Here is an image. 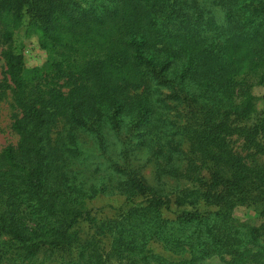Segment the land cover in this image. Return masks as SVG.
Wrapping results in <instances>:
<instances>
[{"label": "trees", "instance_id": "16d2710c", "mask_svg": "<svg viewBox=\"0 0 264 264\" xmlns=\"http://www.w3.org/2000/svg\"><path fill=\"white\" fill-rule=\"evenodd\" d=\"M24 26L58 58L53 84L26 77ZM0 42L19 137L0 150L2 217L21 250H86L99 231L135 264H264V222L233 216L264 218V169L248 163L264 158V0H0ZM108 195L123 206L98 217Z\"/></svg>", "mask_w": 264, "mask_h": 264}, {"label": "rangeland", "instance_id": "374dc122", "mask_svg": "<svg viewBox=\"0 0 264 264\" xmlns=\"http://www.w3.org/2000/svg\"><path fill=\"white\" fill-rule=\"evenodd\" d=\"M4 45L0 42V81L6 79L5 64L1 55ZM13 49L16 53L21 54L23 57V64L25 68V75L29 80L34 82L40 81L43 85L53 84L51 71V64L58 60V58L41 48L38 38L35 35L27 34V28H19L14 35ZM61 82V81H60ZM67 92L69 89L64 88ZM253 94L256 96V106L258 112L264 111V85H257L252 89ZM18 113L17 108L14 106L12 93L10 90L5 92L0 91V150L9 144H17L18 135L12 129V122L14 115ZM240 146V142L237 143ZM249 165L259 166L264 169V158L248 160ZM143 173L147 176L150 182H153V167L151 165L143 168ZM175 184V180L171 185ZM0 196V264H100L99 249L101 242L98 238L103 236L101 232L96 231L97 238L90 239L86 250H84V241L74 238L73 244L66 248H51L48 245L42 246L35 255H31V250H21L19 245L12 239V236L4 230V218L2 217L6 210L5 203L2 202ZM93 201L94 212L98 217H110L114 211L118 210L124 203V198L119 195H108L101 199L95 198ZM176 204L173 205V214L180 211ZM206 209V205L202 210ZM212 209L215 207L212 206ZM120 210V209H119ZM171 214V213H170ZM233 216L240 223L246 226L259 227L263 224L264 218L253 208L246 204L236 205L233 209ZM87 223V222H86ZM156 250L163 251L161 245L156 246ZM104 259L108 260V264H135L126 259L118 258L117 255L109 254L110 244L105 238L102 242ZM106 254H109L108 256ZM231 259L230 255H213L204 259H199L195 264H227ZM104 261V264H107ZM264 263V260L262 261ZM142 264V263H140Z\"/></svg>", "mask_w": 264, "mask_h": 264}]
</instances>
